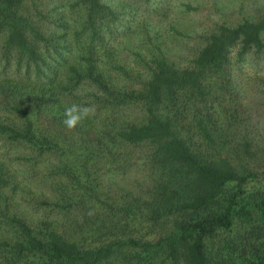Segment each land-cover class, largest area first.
I'll return each instance as SVG.
<instances>
[{"label":"rangeland","instance_id":"374dc122","mask_svg":"<svg viewBox=\"0 0 264 264\" xmlns=\"http://www.w3.org/2000/svg\"><path fill=\"white\" fill-rule=\"evenodd\" d=\"M85 1H51L62 8L68 26L56 49L59 56L69 54L71 66L61 71L60 86L54 93L61 108L53 114L62 122L65 107L72 103L94 107L95 112L81 120L76 130L65 125L63 129L57 126L60 130L52 127L61 133L55 135L57 147L50 152L0 140V201L39 237L55 231L79 242L90 229L87 227L106 230L116 225L122 227L117 231L121 240L153 243L172 228L174 219L166 210L169 197L188 199L195 186L189 176L181 175L178 165L158 152L159 143L124 142L117 136L118 123L144 122L147 104L140 99L141 90L159 56L173 70H192L211 36L221 27L258 21L264 14V0H100L115 17L105 12L104 20L96 24L104 40L101 47H93L96 63L114 76L128 97L124 104L117 101L118 106L106 111H100L103 101H97L100 95L91 82L75 81L77 74L86 73L82 44L75 41L77 35L79 43L89 36L80 34L83 28V32L87 30L83 25ZM262 39L264 42V34ZM1 44L0 39V49ZM241 53L237 41L229 49L224 67L204 70L199 87L175 91L154 109L158 116L170 118L174 132L202 161L226 160L241 173H259L250 186L264 191V50L251 48ZM119 68L122 72H117ZM15 76L11 67L0 62V80ZM4 111L0 110V121L7 116ZM44 117L36 121L37 132L51 136L49 116ZM157 209L159 218L154 215ZM117 264L133 263L122 260ZM150 264H183V260L163 263L157 259Z\"/></svg>","mask_w":264,"mask_h":264},{"label":"trees","instance_id":"16d2710c","mask_svg":"<svg viewBox=\"0 0 264 264\" xmlns=\"http://www.w3.org/2000/svg\"><path fill=\"white\" fill-rule=\"evenodd\" d=\"M51 1L46 4L42 0H0V62L16 74L14 79L0 80V110H5L7 115L0 121V140L32 145L43 152L57 147L55 135L61 131L55 132L52 127L55 130L64 127L60 117L53 114L61 108L55 94L61 71L71 67L69 54L59 56L61 52L56 49L68 26L63 22L62 8ZM84 4L83 25L87 30L83 32V28L80 34L89 36L86 42L79 43L81 39L77 35L75 41L82 44L86 73L72 72L77 74L76 83L91 82L100 95L97 101H103L100 111H106L118 106L117 101L124 104L128 98L114 76L98 68L93 50L104 42L97 31V22L104 20L105 12L115 16L100 0H87ZM263 34L264 14L256 22L244 21L235 28L221 27L200 50L192 70H173L165 57L159 56L141 90L140 99L147 104L144 122L118 123L117 136L124 142L159 143L158 152H162L164 159L178 165L183 177L192 179L195 190L188 199L174 201L169 197L166 210L174 220L168 233L153 243L121 240L117 231L122 227L112 225L106 230L98 227L90 231L91 227H87L90 229L79 242L55 231L39 237L30 224L12 215L8 204L2 207L0 201V237L3 238L0 264H117L122 260L150 264L157 259L167 263L180 258L183 264H264V191L250 186L260 174L241 173L226 160L215 164L202 161L174 132L170 118L158 116L154 109L175 91L199 87L204 70L214 72L224 67L228 51L237 41L241 43V55L251 48L264 50ZM62 49L67 51L66 47ZM23 71V78H18ZM117 72L122 70L119 68ZM44 116H49L47 130H53L51 136L37 132L36 121ZM201 130L204 132V127ZM81 168L86 175V164ZM154 215L160 217L158 209ZM90 232L93 236H88Z\"/></svg>","mask_w":264,"mask_h":264},{"label":"clouds","instance_id":"9594fccd","mask_svg":"<svg viewBox=\"0 0 264 264\" xmlns=\"http://www.w3.org/2000/svg\"><path fill=\"white\" fill-rule=\"evenodd\" d=\"M94 112V107L72 103L71 105L65 107L64 119L62 123L68 129H74L81 122V120L94 114Z\"/></svg>","mask_w":264,"mask_h":264}]
</instances>
